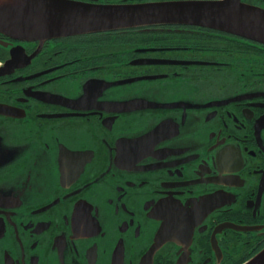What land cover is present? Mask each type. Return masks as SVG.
Segmentation results:
<instances>
[{"label":"flooded vegetation","instance_id":"obj_1","mask_svg":"<svg viewBox=\"0 0 264 264\" xmlns=\"http://www.w3.org/2000/svg\"><path fill=\"white\" fill-rule=\"evenodd\" d=\"M0 264H264L262 33L0 27Z\"/></svg>","mask_w":264,"mask_h":264},{"label":"water","instance_id":"obj_2","mask_svg":"<svg viewBox=\"0 0 264 264\" xmlns=\"http://www.w3.org/2000/svg\"><path fill=\"white\" fill-rule=\"evenodd\" d=\"M41 0L27 8V22L31 26L16 28L9 17H3L0 27L9 31H38L39 35L64 34L104 27H122L139 23L178 21L192 23L230 24L262 33L264 36V13L238 0L188 1L178 3L148 4L128 7H88L69 2L51 3L48 17L44 19ZM0 14L13 16V10L0 7Z\"/></svg>","mask_w":264,"mask_h":264}]
</instances>
